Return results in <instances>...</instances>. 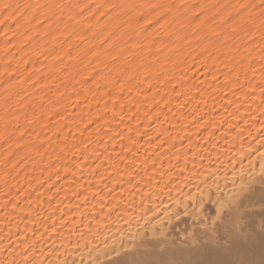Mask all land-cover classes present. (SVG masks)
<instances>
[{
    "label": "snow or ice",
    "instance_id": "snow-or-ice-1",
    "mask_svg": "<svg viewBox=\"0 0 264 264\" xmlns=\"http://www.w3.org/2000/svg\"><path fill=\"white\" fill-rule=\"evenodd\" d=\"M257 198L264 0H0V264H221L174 233L231 253Z\"/></svg>",
    "mask_w": 264,
    "mask_h": 264
},
{
    "label": "bare ground",
    "instance_id": "bare-ground-1",
    "mask_svg": "<svg viewBox=\"0 0 264 264\" xmlns=\"http://www.w3.org/2000/svg\"><path fill=\"white\" fill-rule=\"evenodd\" d=\"M13 2H16V0H13ZM199 63V61H197V64ZM209 64L211 65V62H209ZM217 67L222 68L223 65L217 64ZM189 75H192L191 73H189ZM197 77L202 79L203 77L199 76V73H197ZM223 77L221 76V79ZM211 80L209 78V80L206 81L205 85H202L201 87H205L206 91H207V83H210ZM191 86V83H190ZM216 95H219L218 93H216ZM209 107H211V103L209 104ZM93 109H95V105H93ZM74 119V118H73ZM61 123H63V121H61ZM74 126V125H73ZM115 126V125H113ZM166 127V126H165ZM181 135H183V133H181ZM95 139V137H93ZM177 143H179V141H177ZM193 143L195 144V139L193 141ZM101 151H103V149L101 148ZM141 155H143V149H141ZM153 159H159V157H153ZM164 163L165 165L168 164V157L164 158ZM172 163L175 164L176 161L172 160ZM204 163H207V161H204ZM38 174V173H37ZM221 184L223 185V180H221ZM228 187L230 188L231 185H228ZM188 191V188H185V192ZM25 207H27V205H25ZM44 210L45 212H50L51 210L48 208V204L45 202L44 203ZM74 211L77 212L76 215V219H80V216L78 215L79 210H75ZM208 212L211 215L212 213V206H210L208 208ZM35 216V213L33 214ZM252 218V222L251 226L249 227L247 224L244 228V231L247 233L249 231L252 232L253 234V241L251 243H245L242 247H240L239 249H234L231 253L225 251L223 248L212 252L211 254L208 255H199L196 254L194 252H192L189 248L186 247L187 244H190L191 241H182V239L177 238V236L179 237H183L184 233L180 232L178 234L174 233L173 235V239L175 240V245L170 247H174L175 249H182V252H178L177 256L178 258H182V259H193V260H208V261H214V262H221V264H223V262L225 261H245L247 262V264H261V261L264 260V237H262L261 234V212H260V204L258 202V198H257V202L254 204V212L249 214ZM0 216H2V213H0ZM247 219V218H246ZM21 227H23V225H21ZM29 227H31V225H29ZM191 228V222H189L188 225H185L183 223L180 224V228L181 229H185V228ZM175 228V226H173V229ZM197 231H199V228H197ZM65 235H67V233H65ZM78 237H71L70 239L75 240ZM221 245H223L224 241L221 240L220 241ZM215 245H210V247H214ZM65 251L64 249H61V252ZM69 251H72L73 255L69 257V259H76L78 264H79V260H80V251H85V260L88 259V255L86 250L81 249V250H74L69 248ZM62 258V257H61ZM152 258V257H149ZM168 258H171V256L169 255ZM51 259L55 260L56 256L51 257ZM101 259H103V257H101Z\"/></svg>",
    "mask_w": 264,
    "mask_h": 264
}]
</instances>
